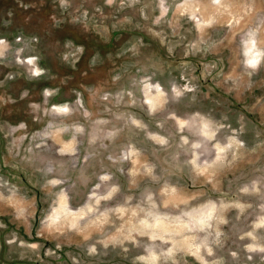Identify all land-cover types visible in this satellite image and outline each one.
I'll use <instances>...</instances> for the list:
<instances>
[{"label":"rangeland","instance_id":"374dc122","mask_svg":"<svg viewBox=\"0 0 264 264\" xmlns=\"http://www.w3.org/2000/svg\"><path fill=\"white\" fill-rule=\"evenodd\" d=\"M0 264H264V0H0Z\"/></svg>","mask_w":264,"mask_h":264}]
</instances>
